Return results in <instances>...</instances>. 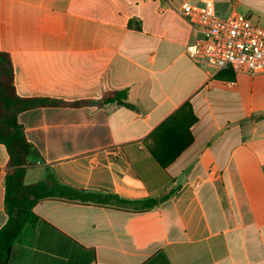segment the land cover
<instances>
[{
    "label": "crops",
    "instance_id": "1",
    "mask_svg": "<svg viewBox=\"0 0 264 264\" xmlns=\"http://www.w3.org/2000/svg\"><path fill=\"white\" fill-rule=\"evenodd\" d=\"M184 1L0 0L17 95L66 104L19 116L40 153L34 182L52 175L129 201L175 191L144 213L40 202L8 264H264V74L193 62ZM215 2L264 29V0ZM114 92L125 104L102 105ZM152 143L166 160L181 153L163 168ZM9 162L0 144V229Z\"/></svg>",
    "mask_w": 264,
    "mask_h": 264
},
{
    "label": "trees",
    "instance_id": "2",
    "mask_svg": "<svg viewBox=\"0 0 264 264\" xmlns=\"http://www.w3.org/2000/svg\"><path fill=\"white\" fill-rule=\"evenodd\" d=\"M14 82L15 74L11 57L8 53L0 52V144L4 145L10 154L5 189L8 221L0 229V264L9 263L13 247L22 231L27 226H35L40 221V218L33 212L34 207L40 202L60 200L99 206L110 205L122 210L144 213L163 204L174 194L175 191L171 189L158 198L129 201L116 195L90 193L73 188L58 182L52 175L44 181L27 185L25 176L27 171L33 167L31 159L39 158L40 153L28 142L24 129L19 123V116L27 111L47 106L60 107L66 104L46 99L21 98L17 95ZM126 95V92L110 93L101 101V104L115 102L125 104ZM83 104L79 103L76 106ZM171 121L167 120L151 135L154 144L162 133L170 128ZM153 143L149 146V150L163 168L173 163L181 153L182 148L166 160Z\"/></svg>",
    "mask_w": 264,
    "mask_h": 264
},
{
    "label": "built area",
    "instance_id": "3",
    "mask_svg": "<svg viewBox=\"0 0 264 264\" xmlns=\"http://www.w3.org/2000/svg\"><path fill=\"white\" fill-rule=\"evenodd\" d=\"M179 12L191 28L186 54L193 62L237 74H264V29L252 19L236 11L221 16L215 0H186Z\"/></svg>",
    "mask_w": 264,
    "mask_h": 264
},
{
    "label": "rangeland",
    "instance_id": "4",
    "mask_svg": "<svg viewBox=\"0 0 264 264\" xmlns=\"http://www.w3.org/2000/svg\"><path fill=\"white\" fill-rule=\"evenodd\" d=\"M35 170H37V169L33 168V169H30L27 171L29 174V178L26 181L27 184L36 183V182H34L35 180H33V177H35L36 174H39L41 169L37 170V171H35ZM36 172H38V173H36Z\"/></svg>",
    "mask_w": 264,
    "mask_h": 264
}]
</instances>
